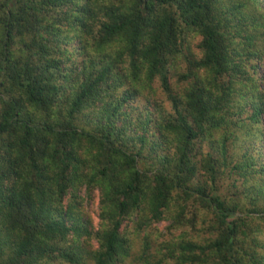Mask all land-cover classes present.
Segmentation results:
<instances>
[{"label": "trees", "instance_id": "trees-1", "mask_svg": "<svg viewBox=\"0 0 264 264\" xmlns=\"http://www.w3.org/2000/svg\"><path fill=\"white\" fill-rule=\"evenodd\" d=\"M263 116L264 0H0V264H264Z\"/></svg>", "mask_w": 264, "mask_h": 264}, {"label": "rangeland", "instance_id": "rangeland-1", "mask_svg": "<svg viewBox=\"0 0 264 264\" xmlns=\"http://www.w3.org/2000/svg\"><path fill=\"white\" fill-rule=\"evenodd\" d=\"M193 57L196 59H199L201 57V53L198 52H192ZM239 109L240 107L237 106ZM250 113V109L247 106H245L244 113L242 114L247 115ZM262 125L264 126V116L262 117ZM233 133H237V135L242 137V131L241 129L237 127L231 128ZM98 203H99V193L97 190L93 192L91 197L89 198V201L85 204H83V207H81L82 213H84L86 216H88L91 220V227H92V233L102 230L98 228ZM137 218H134V222H136ZM169 222H161L158 224H151L149 228H147L144 231L140 232L137 236V239H135V235L133 233L134 225L131 222H125L124 226L128 233H130L131 239L134 241L132 242V247L130 250V254L128 252V255L124 258L120 259L116 264H163V261L166 259L171 260L170 256L167 253L166 247L164 246L165 243H169L170 241H178L182 239V235H180L182 231V227H179L177 229H168ZM210 232H212L213 235H216V231L212 229ZM149 234L150 237V249L144 250L142 248L143 245V236ZM207 236V235H205ZM70 237V235H69ZM202 236L196 237L195 234H190L188 237H184V239H193V240H201ZM96 236H90L87 237L83 243H87L86 250L90 255L93 256V252L97 249V243H96ZM62 261H56L52 264H64L61 263ZM91 264V263H88Z\"/></svg>", "mask_w": 264, "mask_h": 264}]
</instances>
